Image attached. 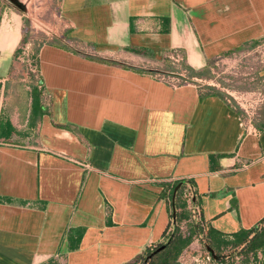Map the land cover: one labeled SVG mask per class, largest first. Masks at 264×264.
<instances>
[{
  "label": "crops",
  "instance_id": "1",
  "mask_svg": "<svg viewBox=\"0 0 264 264\" xmlns=\"http://www.w3.org/2000/svg\"><path fill=\"white\" fill-rule=\"evenodd\" d=\"M57 17L21 133L2 101L24 23L0 14V264H140L171 221L168 180L193 182L207 227L258 224L264 102L247 118L222 91L158 72L175 49L203 70L253 48L264 0H60Z\"/></svg>",
  "mask_w": 264,
  "mask_h": 264
},
{
  "label": "rangeland",
  "instance_id": "2",
  "mask_svg": "<svg viewBox=\"0 0 264 264\" xmlns=\"http://www.w3.org/2000/svg\"><path fill=\"white\" fill-rule=\"evenodd\" d=\"M20 1L24 4V8H20L12 0H0V14L5 9L11 8L22 16L24 23L25 40L18 48L19 52L13 64V76L9 86L6 87L2 101V106L7 110L9 116L15 119L17 130L22 133L23 128L26 127L24 123L30 105V94L33 86L38 84V71L31 69L30 62L35 66L31 56L35 49L39 48L40 50V47L54 35L55 25L59 22L57 16L60 0ZM23 47L26 48V54H23ZM185 66L184 62L174 65L165 64L164 69L168 70L169 73L164 75L166 78L168 76L173 78L174 76L179 77L181 80H189L191 73ZM263 71L264 46L251 52L246 51L227 55L226 58L213 61L204 74L194 77L201 79L200 82L196 83L205 85L211 83V86L226 95L228 94L227 90L257 91L259 95H264ZM158 73L160 76L163 75V73ZM257 110L258 108L253 110L255 113L251 117L256 115ZM245 116L250 118L247 115ZM30 131L34 132V130ZM184 230L186 231V226ZM206 231L207 229L200 232L193 243L183 251L179 258L181 262L184 264H264L263 253H259L257 259L251 255L249 261L246 262L247 258L242 252V247L233 245L216 251L218 256L214 258L208 249L209 243L206 242Z\"/></svg>",
  "mask_w": 264,
  "mask_h": 264
},
{
  "label": "trees",
  "instance_id": "3",
  "mask_svg": "<svg viewBox=\"0 0 264 264\" xmlns=\"http://www.w3.org/2000/svg\"><path fill=\"white\" fill-rule=\"evenodd\" d=\"M24 40L25 38L23 37V41ZM259 42L260 41H254L252 47H255ZM18 52L19 49L17 50V53ZM31 58L34 65L37 66L39 63V48L33 51ZM213 61L214 60L210 61L209 64ZM185 67L189 69L191 73L189 80L192 79V76H201L208 68L196 70L188 65ZM206 86L215 88L211 85ZM41 90L42 89H39L37 85L33 86L32 94L35 100L40 96ZM43 109V106L40 104L35 103L33 105V113H37ZM177 187L178 189L176 190ZM190 187L193 188V182L187 179L168 180L164 183L162 196L169 201L171 207V221L163 234V241L148 246L137 258L140 264H184L179 259L181 254L193 243L197 235L200 234V232H204L205 229H207L205 237L207 240L206 242L209 243L208 249L214 258L218 256L216 251L229 245L242 247V252H244L247 258L246 262L249 261L251 255L257 259L259 253L264 254V217L258 224L249 229L243 228L231 234L216 231L211 227H207L201 210H199V216L195 219L194 212L192 208L189 207L188 198L185 196V192L188 191ZM194 194L195 195L191 197V202L196 205L199 203L198 194L195 189ZM184 224L186 226V231L184 230ZM46 264H57V261L55 259L50 260Z\"/></svg>",
  "mask_w": 264,
  "mask_h": 264
},
{
  "label": "built area",
  "instance_id": "4",
  "mask_svg": "<svg viewBox=\"0 0 264 264\" xmlns=\"http://www.w3.org/2000/svg\"><path fill=\"white\" fill-rule=\"evenodd\" d=\"M264 46V39H262L255 47L251 48V49H245L242 51H236V52H232L230 54L227 55H234L240 52H251L253 50H256L260 47ZM28 47V46H27ZM23 54H26V48L23 47ZM227 55H221L218 56L214 61H218L219 59H223L226 58ZM168 58L174 63V64H180L184 61L183 55L181 53L180 50H174L172 52L169 53ZM30 61V60H29ZM31 65V69L33 71L37 70L35 68H37L36 66H33L32 63L30 62ZM160 79H162L163 81L176 86V85H181V84H185V83H193V84H198V85H205V84H201V83H196V82H200L201 79L197 78V77H193L192 80H181L179 77H174L171 78L170 76H168L167 78L165 77V75L159 76ZM208 85H211V83H209ZM227 100L228 102L235 108L240 109L243 111L244 115H247L248 117L252 118L251 115L255 113V111H253L254 109L259 108V106L264 102V95H259V92L257 91H229L227 90ZM250 111H252L250 113ZM194 189L192 187H190V189L188 191L185 192V196L188 198V202H189V207L192 208L193 212H194V217L197 218L199 216V207H197L196 205H194L191 202V197L194 196ZM60 263V262H59Z\"/></svg>",
  "mask_w": 264,
  "mask_h": 264
},
{
  "label": "water",
  "instance_id": "5",
  "mask_svg": "<svg viewBox=\"0 0 264 264\" xmlns=\"http://www.w3.org/2000/svg\"><path fill=\"white\" fill-rule=\"evenodd\" d=\"M17 6H19L20 8H24V4L20 1V0H12ZM178 189V187L176 188V190ZM175 190V191H176Z\"/></svg>",
  "mask_w": 264,
  "mask_h": 264
}]
</instances>
